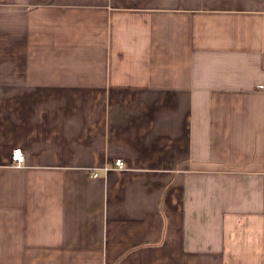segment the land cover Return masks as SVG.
Here are the masks:
<instances>
[{
	"label": "crops",
	"instance_id": "obj_1",
	"mask_svg": "<svg viewBox=\"0 0 264 264\" xmlns=\"http://www.w3.org/2000/svg\"><path fill=\"white\" fill-rule=\"evenodd\" d=\"M0 264H264V0H0Z\"/></svg>",
	"mask_w": 264,
	"mask_h": 264
},
{
	"label": "built area",
	"instance_id": "obj_2",
	"mask_svg": "<svg viewBox=\"0 0 264 264\" xmlns=\"http://www.w3.org/2000/svg\"><path fill=\"white\" fill-rule=\"evenodd\" d=\"M12 161L17 165V166H21L25 163L26 161V156L23 152V150L21 148H16L13 153H12ZM116 168L117 169H124L125 168V164L123 162V160L118 159L116 161Z\"/></svg>",
	"mask_w": 264,
	"mask_h": 264
}]
</instances>
